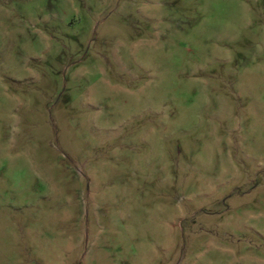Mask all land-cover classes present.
Wrapping results in <instances>:
<instances>
[{
    "label": "rangeland",
    "instance_id": "374dc122",
    "mask_svg": "<svg viewBox=\"0 0 264 264\" xmlns=\"http://www.w3.org/2000/svg\"><path fill=\"white\" fill-rule=\"evenodd\" d=\"M0 264H264V0H0Z\"/></svg>",
    "mask_w": 264,
    "mask_h": 264
}]
</instances>
